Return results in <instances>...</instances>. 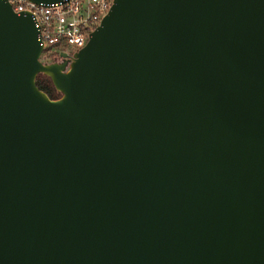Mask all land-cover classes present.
<instances>
[{
	"label": "water",
	"instance_id": "95a60500",
	"mask_svg": "<svg viewBox=\"0 0 264 264\" xmlns=\"http://www.w3.org/2000/svg\"><path fill=\"white\" fill-rule=\"evenodd\" d=\"M37 33L0 0V264H264V0H114L52 63Z\"/></svg>",
	"mask_w": 264,
	"mask_h": 264
},
{
	"label": "built area",
	"instance_id": "2783aa9c",
	"mask_svg": "<svg viewBox=\"0 0 264 264\" xmlns=\"http://www.w3.org/2000/svg\"><path fill=\"white\" fill-rule=\"evenodd\" d=\"M7 1L15 12L30 14L38 31L40 60L44 63L59 61L60 53L72 58L85 46L114 3V0Z\"/></svg>",
	"mask_w": 264,
	"mask_h": 264
},
{
	"label": "trees",
	"instance_id": "16d2710c",
	"mask_svg": "<svg viewBox=\"0 0 264 264\" xmlns=\"http://www.w3.org/2000/svg\"><path fill=\"white\" fill-rule=\"evenodd\" d=\"M35 83L50 98L55 99L61 96V93L56 90L49 76L40 73L36 76Z\"/></svg>",
	"mask_w": 264,
	"mask_h": 264
},
{
	"label": "rangeland",
	"instance_id": "374dc122",
	"mask_svg": "<svg viewBox=\"0 0 264 264\" xmlns=\"http://www.w3.org/2000/svg\"><path fill=\"white\" fill-rule=\"evenodd\" d=\"M59 59L63 60L62 58H59ZM59 61H60V60H59Z\"/></svg>",
	"mask_w": 264,
	"mask_h": 264
},
{
	"label": "flooded vegetation",
	"instance_id": "af4514ba",
	"mask_svg": "<svg viewBox=\"0 0 264 264\" xmlns=\"http://www.w3.org/2000/svg\"><path fill=\"white\" fill-rule=\"evenodd\" d=\"M61 60V59H60Z\"/></svg>",
	"mask_w": 264,
	"mask_h": 264
}]
</instances>
